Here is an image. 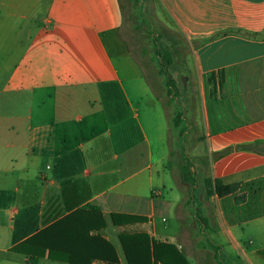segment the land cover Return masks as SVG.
I'll list each match as a JSON object with an SVG mask.
<instances>
[{"label": "crops", "instance_id": "1", "mask_svg": "<svg viewBox=\"0 0 264 264\" xmlns=\"http://www.w3.org/2000/svg\"><path fill=\"white\" fill-rule=\"evenodd\" d=\"M155 1L185 39L172 69L193 155L239 183L206 198L219 240L167 232L164 212L181 203L163 196L172 111L121 36L122 1L0 0V264L85 261L93 241L127 264L119 232L172 243L188 264H264V0ZM112 213L146 221L117 226ZM51 225L88 232L89 248L10 251Z\"/></svg>", "mask_w": 264, "mask_h": 264}, {"label": "rangeland", "instance_id": "2", "mask_svg": "<svg viewBox=\"0 0 264 264\" xmlns=\"http://www.w3.org/2000/svg\"><path fill=\"white\" fill-rule=\"evenodd\" d=\"M124 24L121 36L127 41L133 57L141 65L148 80L156 87L162 101L171 108L172 119L170 129V154L165 159V175L163 196H178L179 204L172 205L164 212L168 229L167 232H189L186 237L188 244L210 246L212 241L219 238L211 235V202L205 198L203 177L206 168L200 158L193 155L191 148L194 142L187 136L183 124V94L175 90L173 77L174 67H180L185 54V39L182 34L169 22L159 15L161 9L155 0H121ZM169 52L174 63L166 61ZM179 69V68H178ZM167 76L171 78V86L167 85ZM178 79V77H177ZM179 80V79H178ZM174 88L172 98L171 89ZM178 114L177 126H172V120ZM188 172L193 179L186 183L184 174ZM195 232V233H191ZM199 232H208L200 235ZM183 238L184 235L182 236ZM168 239L176 241L170 233ZM223 241V238H220ZM194 249V248H193Z\"/></svg>", "mask_w": 264, "mask_h": 264}, {"label": "trees", "instance_id": "3", "mask_svg": "<svg viewBox=\"0 0 264 264\" xmlns=\"http://www.w3.org/2000/svg\"><path fill=\"white\" fill-rule=\"evenodd\" d=\"M165 54H167V63L172 65L173 58L170 56L171 54L169 52H165ZM171 84V78L170 76H167V85L171 86ZM174 93V88H172L170 91L171 98L172 94L175 96ZM177 118L178 114H176V117L172 120V126H177ZM259 143L260 142L245 144L240 147L255 150ZM200 159L202 160L204 158L200 157ZM204 165L206 164L204 163ZM183 178L186 183H189L193 179V176L186 172ZM203 185L205 188V198H208L213 194H216L217 196L228 195L235 192L239 187L238 182L224 184L221 180L217 178L212 179L209 176L203 177ZM90 207L93 208L92 206ZM111 217L113 224L117 226L146 221V218L141 215L112 213ZM116 217L122 218V221H119ZM51 228H53L52 225L27 237L12 246L10 251L30 255L34 259L43 257L45 253L50 259H58L53 255V251L54 249H58L60 244H63V246L77 244L80 247L89 248L88 238L86 236L88 232H49ZM119 239L127 264H188L184 254L177 250L174 244L155 241L154 239H150L144 232H119ZM92 247L94 250L92 251L91 248V252L88 254V259L85 261L74 260L70 258L69 255V258L63 259V261L71 264H89V259L96 258L106 261L107 264H120L113 248L109 244L104 247L103 243L99 245L98 243L95 244L93 241Z\"/></svg>", "mask_w": 264, "mask_h": 264}]
</instances>
